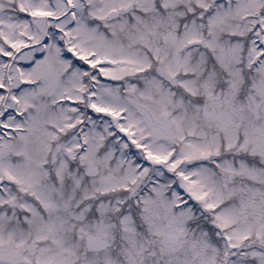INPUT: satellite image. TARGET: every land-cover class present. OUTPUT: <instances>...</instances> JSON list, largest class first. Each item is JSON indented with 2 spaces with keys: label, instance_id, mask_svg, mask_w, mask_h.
Instances as JSON below:
<instances>
[{
  "label": "rangeland",
  "instance_id": "rangeland-1",
  "mask_svg": "<svg viewBox=\"0 0 264 264\" xmlns=\"http://www.w3.org/2000/svg\"><path fill=\"white\" fill-rule=\"evenodd\" d=\"M0 264H264V0H0Z\"/></svg>",
  "mask_w": 264,
  "mask_h": 264
}]
</instances>
